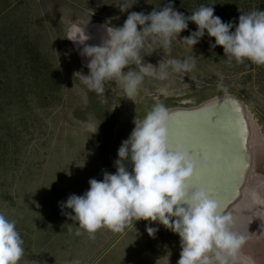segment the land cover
<instances>
[{"label":"rangeland","instance_id":"1","mask_svg":"<svg viewBox=\"0 0 264 264\" xmlns=\"http://www.w3.org/2000/svg\"><path fill=\"white\" fill-rule=\"evenodd\" d=\"M237 1L173 0V6L191 14L198 9L194 6L217 4L214 13L222 19L226 11L227 20L234 17L236 22L242 13L264 10L258 0ZM118 2L0 0V212L16 221L24 241L19 264H177L180 238L162 225L155 238L145 231L149 222L144 220L121 232L102 227L89 238L83 229L76 235L77 223L61 214L58 202L83 194L89 179L101 180L103 171H116L117 150L134 119H142L155 103L189 108L226 94L243 101L254 128V168L244 198L228 213L235 219L233 230L247 237L238 255L264 264V217L248 202L256 182L264 181V65L247 59L229 62L224 54H212L204 37L193 50L173 39L170 51L148 38L145 63L194 55L192 70L170 72L165 80L145 75L134 101L114 82H107L105 94L99 95L75 74L88 69L65 36L71 27L88 22L121 26L128 12L113 5ZM167 2L138 0L128 11L147 14ZM193 30L188 27L180 37ZM251 216L256 223L250 224Z\"/></svg>","mask_w":264,"mask_h":264},{"label":"clouds","instance_id":"2","mask_svg":"<svg viewBox=\"0 0 264 264\" xmlns=\"http://www.w3.org/2000/svg\"><path fill=\"white\" fill-rule=\"evenodd\" d=\"M137 2L113 3L121 13L128 12L127 18L121 26L101 25L104 35L99 44L86 43L90 39L85 30L89 22L65 36L87 60L88 73L75 74L88 90L103 95L105 84L114 82L121 86L125 97L133 100L145 75L165 80L170 72L192 70L194 55L183 61L173 58L156 65L145 63L148 38L165 51H170L173 39L193 50L207 34L215 38L209 42L210 48L221 46L229 62L243 63L247 59L264 65V10L242 13L238 22H225L214 15L213 5H201L188 16L173 6V0L147 14L129 12ZM189 22L196 29L180 37ZM170 120L169 109L159 102L142 119L135 118L130 135L117 150L116 171H103L101 180L89 179V188L83 194L73 193L58 202L61 214L77 223L76 235H81L79 229H83L89 238H94L102 227L121 232L135 221H148L145 231L150 237L155 238L159 225L179 236L177 264H239L238 253L247 237L233 230V215L221 209L206 185L192 179L197 170L215 168L219 157L194 152L182 140L173 138ZM99 124L91 134L98 131ZM126 162L131 164V171ZM23 244L16 221L0 212V264H19Z\"/></svg>","mask_w":264,"mask_h":264},{"label":"water","instance_id":"3","mask_svg":"<svg viewBox=\"0 0 264 264\" xmlns=\"http://www.w3.org/2000/svg\"><path fill=\"white\" fill-rule=\"evenodd\" d=\"M169 111L173 138L182 140L192 151L219 157L220 165L211 168L212 180H206L205 185L221 209L229 212L244 198V186L254 164L253 132L245 104L237 96L226 94ZM126 163L131 170V164ZM239 264L249 261L239 255Z\"/></svg>","mask_w":264,"mask_h":264},{"label":"bare ground","instance_id":"4","mask_svg":"<svg viewBox=\"0 0 264 264\" xmlns=\"http://www.w3.org/2000/svg\"><path fill=\"white\" fill-rule=\"evenodd\" d=\"M101 25H104L103 23H95L94 25L91 24V25H87V29L86 30V33L90 36V39L86 41L87 44L89 45H96V44H99L101 42V37L104 35V32H103V29L101 28ZM71 29H81L77 26H73L71 27ZM71 29H70V32H69V36L72 35V32H71ZM73 44V43H72ZM74 45V44H73ZM76 48V51H77V47L74 46ZM82 47V46H80ZM78 53V51H77ZM81 61L86 65L87 64V60L83 57H81L79 55ZM251 121V120H250ZM251 126H252V121H251ZM253 126H252V132H254L253 130ZM212 156V155H211ZM222 164V163H221ZM220 165V163H219ZM254 168V167H253ZM210 170L211 169H208V170H204V171H201L199 172V170H197L196 174L193 176V182H197V183H204L205 184V181L208 180V181H211L212 177L209 175L210 174ZM259 176V175H258ZM255 178V177H254ZM257 184V187L255 188L253 194L255 196H253V200H250L248 201L250 204L256 206L257 208H259V210H256L258 211V213H260V216L264 217V181L260 180L258 182H256ZM255 184V185H256ZM247 189V188H246ZM257 195H256V194ZM252 194V193H251ZM249 212V211H248ZM233 215V214H232ZM258 216V215H256ZM234 217V216H233ZM258 218V217H257ZM241 219V218H240ZM241 221V220H240ZM255 222L256 223V218L255 216H251L250 217V224L252 222ZM262 221V220H260ZM246 223V222H245ZM241 225V224H240ZM255 225V224H254ZM263 225V224H262ZM254 231V230H253ZM252 233V232H251ZM264 233V232H263ZM248 234V233H247ZM246 234V235H247ZM250 234V233H249ZM254 236V235H253ZM263 237V235H261ZM254 238V237H253ZM256 238V237H255ZM247 240V239H246ZM256 241V240H255ZM259 243V242H258ZM251 244V243H250ZM253 245V244H252ZM264 245V244H263ZM255 247V246H254ZM259 247V246H257ZM248 248V247H247ZM251 248V247H250ZM242 250H244L242 248ZM254 251V250H253ZM239 256V255H238ZM259 259V258H258ZM260 260V259H259ZM249 264H252L249 262ZM261 264V263H260Z\"/></svg>","mask_w":264,"mask_h":264},{"label":"trees","instance_id":"5","mask_svg":"<svg viewBox=\"0 0 264 264\" xmlns=\"http://www.w3.org/2000/svg\"><path fill=\"white\" fill-rule=\"evenodd\" d=\"M239 1V0H238ZM237 1V2H238ZM259 2H261L262 3V5L261 6H264V0H258ZM216 6H217V4L215 5H213V7H214V9L216 8ZM195 8H199L198 6H194ZM223 12V11H222ZM231 13V12H230ZM223 14H225V16L222 18V20L223 21H225V22H227L228 20H227V18H228V15L229 14H226V11H224L223 12ZM185 15L186 16H188V15H191L189 12L187 13V12H185ZM214 15H217V16H219V14H218V11L216 10V12L214 13ZM231 15V14H230ZM226 17V18H225ZM231 20H234V17H232L231 18ZM237 20V18L235 19V21ZM189 27L190 28H193L194 30L196 29V25L194 24V23H192V22H189ZM193 30V31H194ZM204 39H205V42H206V45H207V48H208V50L212 53V54H224L223 53V48L221 47V46H216L214 49L213 48H210V44H209V42L210 41H212V42H214V40H215V38L214 37H209L207 34H205V36H204Z\"/></svg>","mask_w":264,"mask_h":264},{"label":"snow or ice","instance_id":"6","mask_svg":"<svg viewBox=\"0 0 264 264\" xmlns=\"http://www.w3.org/2000/svg\"><path fill=\"white\" fill-rule=\"evenodd\" d=\"M173 115H175V114H173ZM194 152H196V151H194Z\"/></svg>","mask_w":264,"mask_h":264}]
</instances>
